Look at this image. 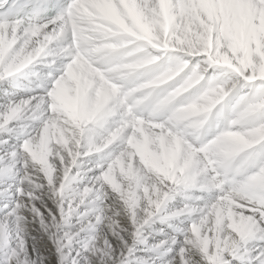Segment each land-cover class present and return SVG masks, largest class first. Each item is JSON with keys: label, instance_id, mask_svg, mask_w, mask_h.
Returning <instances> with one entry per match:
<instances>
[{"label": "bare ground", "instance_id": "bare-ground-1", "mask_svg": "<svg viewBox=\"0 0 264 264\" xmlns=\"http://www.w3.org/2000/svg\"><path fill=\"white\" fill-rule=\"evenodd\" d=\"M109 4L90 28L124 72L191 96L137 123L54 29L1 35L0 264H264V0Z\"/></svg>", "mask_w": 264, "mask_h": 264}, {"label": "rangeland", "instance_id": "rangeland-1", "mask_svg": "<svg viewBox=\"0 0 264 264\" xmlns=\"http://www.w3.org/2000/svg\"><path fill=\"white\" fill-rule=\"evenodd\" d=\"M51 79H53L52 77H51ZM218 190V189H217Z\"/></svg>", "mask_w": 264, "mask_h": 264}]
</instances>
